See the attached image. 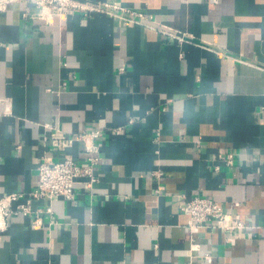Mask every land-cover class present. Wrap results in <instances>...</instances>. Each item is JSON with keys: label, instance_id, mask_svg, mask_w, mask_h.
<instances>
[{"label": "crops", "instance_id": "obj_1", "mask_svg": "<svg viewBox=\"0 0 264 264\" xmlns=\"http://www.w3.org/2000/svg\"><path fill=\"white\" fill-rule=\"evenodd\" d=\"M89 1L150 16L188 41L99 12L52 23L25 20L33 3L0 13V196L30 193L40 163L60 158L45 123L104 132L94 189L79 185L75 203L35 200L54 210L40 229L11 217L0 264H264V0ZM70 152L85 162L81 143ZM183 194L255 228L229 241L209 222L193 249Z\"/></svg>", "mask_w": 264, "mask_h": 264}, {"label": "built area", "instance_id": "obj_2", "mask_svg": "<svg viewBox=\"0 0 264 264\" xmlns=\"http://www.w3.org/2000/svg\"><path fill=\"white\" fill-rule=\"evenodd\" d=\"M14 3H33L37 7L36 13H32L30 10L23 13L25 20L29 21L41 19L47 23H52L56 17L67 13H81L85 17H89L92 13L99 12L116 17L125 24L140 22L174 38L180 45L188 41V33L166 24L156 26L152 23V17L110 1L96 3L89 0H0V13L6 12L8 7ZM44 127L51 129L50 133L44 136V140L51 142L60 154V158L48 157L40 163L39 180L35 189L30 193L13 192L0 196V232L8 227V221L11 217L20 214L33 217V229L42 228L44 226L43 213L46 212L53 216L54 210L51 204L42 208H35V200L51 202L56 198L63 197L75 203L78 198L79 185H83L92 191L98 182L95 167L102 159L103 147L98 143V140L104 135L103 130L93 128L75 135H69L62 129L53 127L48 123H45ZM120 129L121 127H118L115 130ZM75 142L83 145L85 153V162L83 163L78 161L70 152ZM223 160L227 165H233L235 161L232 154L223 157ZM181 196L183 198L181 210L189 217L188 229L191 233L193 249L198 250L200 248L196 240L197 234L209 222L214 228L224 230L229 241H232L237 233L255 228L210 197L194 195L187 198L185 194ZM201 257L209 260L212 258L208 252ZM192 258L198 260L199 257L194 255Z\"/></svg>", "mask_w": 264, "mask_h": 264}]
</instances>
